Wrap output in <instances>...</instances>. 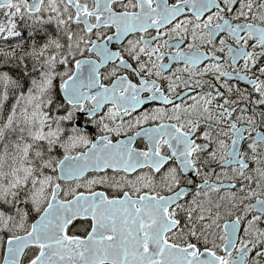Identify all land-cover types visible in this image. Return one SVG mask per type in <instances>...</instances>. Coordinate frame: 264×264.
I'll list each match as a JSON object with an SVG mask.
<instances>
[{
    "label": "snow or ice",
    "instance_id": "1",
    "mask_svg": "<svg viewBox=\"0 0 264 264\" xmlns=\"http://www.w3.org/2000/svg\"><path fill=\"white\" fill-rule=\"evenodd\" d=\"M0 264H264V0H0Z\"/></svg>",
    "mask_w": 264,
    "mask_h": 264
}]
</instances>
